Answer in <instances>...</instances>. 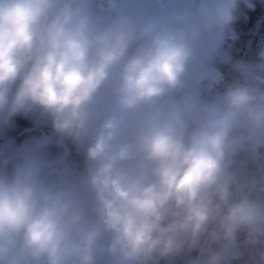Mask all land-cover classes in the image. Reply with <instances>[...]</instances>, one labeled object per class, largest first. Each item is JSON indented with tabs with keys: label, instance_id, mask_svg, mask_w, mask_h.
<instances>
[{
	"label": "clouds",
	"instance_id": "clouds-1",
	"mask_svg": "<svg viewBox=\"0 0 264 264\" xmlns=\"http://www.w3.org/2000/svg\"><path fill=\"white\" fill-rule=\"evenodd\" d=\"M238 2L0 0V126L83 157L0 167V264H264V50L208 68Z\"/></svg>",
	"mask_w": 264,
	"mask_h": 264
},
{
	"label": "trees",
	"instance_id": "trees-1",
	"mask_svg": "<svg viewBox=\"0 0 264 264\" xmlns=\"http://www.w3.org/2000/svg\"><path fill=\"white\" fill-rule=\"evenodd\" d=\"M262 50H264V0H239L230 31L225 35L218 54L209 66L222 74L225 81L241 79L242 74L233 68V64L240 62L250 67L255 66L262 62L259 56ZM257 74L264 77V72ZM249 78L251 79V74ZM209 83L210 81L205 78L201 80L200 87L208 89ZM253 83L264 87V80H253ZM0 131L2 139L6 142V153L0 161V167H10L13 162L22 158L25 152L38 153L50 161L64 156L66 150L68 151L66 158L53 164L54 169L68 168L79 171L83 167L81 153L71 145L60 147L54 141L46 140L43 148L22 149L38 143L43 138V133L46 137L50 134V127L38 125L32 116H17L10 124L0 126ZM16 148L21 150L15 152ZM258 150L264 152V147ZM255 255L256 250L252 249L242 258L233 260L232 264H252Z\"/></svg>",
	"mask_w": 264,
	"mask_h": 264
},
{
	"label": "water",
	"instance_id": "water-1",
	"mask_svg": "<svg viewBox=\"0 0 264 264\" xmlns=\"http://www.w3.org/2000/svg\"><path fill=\"white\" fill-rule=\"evenodd\" d=\"M46 135L43 133V138L36 144L27 146V147H23L22 149H36V148H43L45 143H46ZM21 149L20 148H16L15 152H19ZM6 153V142L0 138V161L2 160V158L4 157ZM68 151L66 150V153L64 154V156H62L61 158L55 159V160H50L52 162L58 163L63 161L66 156H67Z\"/></svg>",
	"mask_w": 264,
	"mask_h": 264
},
{
	"label": "rangeland",
	"instance_id": "rangeland-1",
	"mask_svg": "<svg viewBox=\"0 0 264 264\" xmlns=\"http://www.w3.org/2000/svg\"><path fill=\"white\" fill-rule=\"evenodd\" d=\"M208 68L211 70V71H214V69L212 68V67H210V66H208ZM207 70V69H206ZM214 72H216V71H214ZM203 80V79H202ZM201 82V81H200ZM2 135V133H1V131H0V138L2 139L3 137L1 136Z\"/></svg>",
	"mask_w": 264,
	"mask_h": 264
}]
</instances>
